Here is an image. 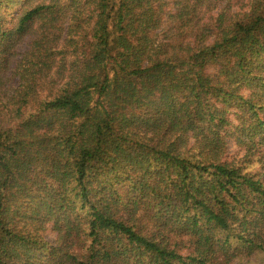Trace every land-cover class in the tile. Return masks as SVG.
<instances>
[{
  "label": "trees",
  "instance_id": "trees-1",
  "mask_svg": "<svg viewBox=\"0 0 264 264\" xmlns=\"http://www.w3.org/2000/svg\"><path fill=\"white\" fill-rule=\"evenodd\" d=\"M263 177L264 0H0V264H264Z\"/></svg>",
  "mask_w": 264,
  "mask_h": 264
},
{
  "label": "rangeland",
  "instance_id": "rangeland-1",
  "mask_svg": "<svg viewBox=\"0 0 264 264\" xmlns=\"http://www.w3.org/2000/svg\"><path fill=\"white\" fill-rule=\"evenodd\" d=\"M17 10H14V11H11L10 12V14H11V16H9V19L10 20H12V18L13 17H15L16 16V12ZM229 154H230V157L232 158V159H235V160H240L241 158H242V152H241V150L239 149V147L233 142V141H230L229 142ZM253 173H256V172H260V174H262L263 173V171H262V169H261V166L260 165H255V167L253 168ZM263 179H264V177H263ZM49 232H51V231H49ZM48 238H49V241L50 242H55V235L54 234H52V233H50L49 235H48ZM251 264H255L254 262L253 263H251ZM256 264H258V263H256Z\"/></svg>",
  "mask_w": 264,
  "mask_h": 264
}]
</instances>
